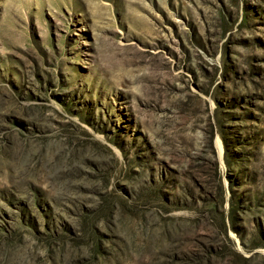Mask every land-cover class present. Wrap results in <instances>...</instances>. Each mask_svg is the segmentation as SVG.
<instances>
[{"label":"rangeland","instance_id":"rangeland-1","mask_svg":"<svg viewBox=\"0 0 264 264\" xmlns=\"http://www.w3.org/2000/svg\"><path fill=\"white\" fill-rule=\"evenodd\" d=\"M0 264H264V0H0Z\"/></svg>","mask_w":264,"mask_h":264}]
</instances>
